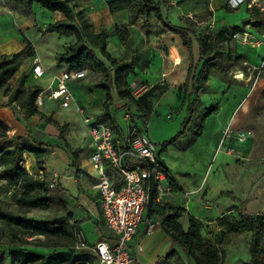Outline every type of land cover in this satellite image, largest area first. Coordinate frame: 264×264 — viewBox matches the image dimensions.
Here are the masks:
<instances>
[{"label":"rangeland","instance_id":"obj_1","mask_svg":"<svg viewBox=\"0 0 264 264\" xmlns=\"http://www.w3.org/2000/svg\"><path fill=\"white\" fill-rule=\"evenodd\" d=\"M110 1L113 0H76L73 5L76 12L85 15L88 22L86 32H107L108 51L119 62H132L133 71L125 76V84L117 85L114 69L110 65L103 72L93 71L87 66L88 75L85 79L69 83L75 102L86 106L89 117L107 122L106 88L97 87L103 84L110 89L113 97L112 116L118 113L121 125H125L122 121L123 113L128 111L136 119L146 113L151 119L163 120L165 127L159 128L158 135H155L153 125L150 126V135L154 141H161L159 138L165 130L179 127L173 136L179 132H182V136L175 146L164 150L158 145V153H161L162 159L180 184H184V173L189 170L200 177L193 182L196 178L192 179L189 187H184V192L191 197L190 210L185 209L183 200L176 199L170 203L175 208L185 210L179 224L187 230L188 219L193 216L202 223L201 233L204 238L216 241L224 233L223 245L219 247L221 264H249L253 234L230 233L226 227L221 226L219 219L226 215L228 221L239 222L242 214L264 215V26L254 28L250 25V29H247L252 14L264 17V0H261L263 11L250 10L245 3L234 8L230 5V0H169L168 9L161 6L163 16L169 22L189 32L195 50L191 55L182 40L178 39L179 46L183 45L181 48L186 62L172 78L163 77L162 70L156 67L160 64L164 66L161 62L167 59L169 47L174 43L177 45L176 39H170L166 32L161 31L160 22L154 13L147 14L143 6L144 0H131L124 11L116 14L109 13L107 4ZM149 1L155 6L160 0ZM235 9L238 11H233ZM63 18L60 12H50L37 3L27 5L18 0H0V62L24 50L20 57L22 66L8 85L0 90V121L12 129V137L9 139L11 148L29 137L48 144L39 162L34 156L27 155L24 166L29 174L43 176L53 201L47 209L21 205L19 198L23 187L8 190L6 184L0 181V207L22 217L28 226L21 228L0 220V264H11L10 250L15 247L43 254L67 250L39 246L57 242L72 244L67 233L62 231L61 237L57 239L34 236V230L39 227H65L70 233L77 218L88 214L84 209L88 171L93 168V178L97 177L90 159L89 148L92 142L77 104L72 103L69 108L64 109L55 102L46 101L39 114L28 120L23 118L20 108L29 90L47 89L44 87H48L51 80L48 74L41 80L33 78L31 72L35 58L44 61L50 69L45 68L50 75H54L66 68L58 62L59 54L77 41L87 43L85 32L77 37L74 31L48 30L50 24ZM242 29L252 31L259 45H244L235 39V32ZM217 35L223 36L217 41V51L222 54L219 55L218 69L211 71L207 86L196 95L192 83L184 86L185 80L182 79L189 65L193 66L195 77L201 68L198 65V39ZM173 58H177L175 52ZM155 60V70L149 71ZM240 72L244 76L243 80L236 79ZM23 74L29 75V78L25 84H20L19 78ZM179 77L181 81L177 79ZM154 86L167 87L171 93L163 101L162 95L157 92L156 97L150 99L149 110H141L128 97L129 94L134 98L140 97V94ZM173 94L177 99L176 104L170 99ZM10 96L16 100L11 104ZM213 105L216 106V112L203 123L205 134L197 138L198 143H193L192 138L202 117ZM188 110L193 111L192 116ZM187 116L189 120L183 125ZM47 118L56 123H47ZM136 124L146 131L142 119L137 120ZM224 129L229 130L231 136H222L220 142L218 138L220 146L215 150L217 143L214 134H223ZM237 141L243 145H239ZM189 147L191 148L188 150ZM55 176L60 178L61 185L57 179V186L52 189L50 186L55 184ZM217 185L220 188L214 190ZM170 215V212L165 215L155 214L151 218L163 236L165 222ZM80 223L81 227L84 224L88 238L91 241L96 239L99 226L97 221L86 217ZM100 229L110 233L104 221L100 223ZM158 230L149 242L143 239L145 251L139 256L140 264H154L159 255H166L170 251L171 242L166 250L169 240L161 242ZM144 236L141 233L140 238ZM74 247L77 258L86 253ZM38 248L48 251H38ZM258 251L259 264H264V233ZM180 262V258L174 256L167 264ZM181 264L190 263L184 257Z\"/></svg>","mask_w":264,"mask_h":264},{"label":"trees","instance_id":"obj_2","mask_svg":"<svg viewBox=\"0 0 264 264\" xmlns=\"http://www.w3.org/2000/svg\"><path fill=\"white\" fill-rule=\"evenodd\" d=\"M27 5L33 3L39 4L42 8L50 12H60L63 15V20L50 24L49 31H74L76 36L79 37L81 32H85V38L87 43L83 44L77 41L71 44L67 50L57 56L59 63H64L69 66L70 69H83L90 67L93 71H107L108 65L114 69V79L117 85L125 84V76L129 75L133 71L132 62H119L117 58L113 57L107 49V41L109 34L105 31L96 34L94 32L87 33L88 22L85 15L82 12H76L73 3L76 0H18ZM169 0H160L155 6H152V2L149 0L143 1V6L146 8L147 14L154 13L155 18L160 22L161 31L169 32L179 36L183 42V45L189 49L192 55L193 43L189 36V32L179 26H176L169 22L164 16L161 9L163 6L165 9L169 8ZM131 0H113L108 2V10L110 14H116L124 11ZM236 12V11H235ZM248 25L254 28H260L264 26V17L260 18L256 13L252 14L251 20ZM223 36L217 35L212 37H205L198 39L200 46V56L198 65L201 68L195 77L194 68L191 66L188 71L187 79L184 86H189L192 83L195 94L198 95L200 91L207 86L209 75L213 69H218V60L220 54L217 51V41ZM27 40V39H26ZM28 41V40H27ZM24 53V50L15 54L12 58H5L0 62V90L4 89L9 81L19 71L23 64L20 57ZM32 74V72H31ZM29 75L23 74L19 78L20 84H25ZM98 88L105 89L107 94L106 116L109 119L113 118L109 111L112 106L113 97L111 91L106 85L99 84ZM42 88H33L28 91L24 102L20 105L23 113V118L28 120L29 118L39 114V108L36 106L35 101L37 95L42 92ZM168 91L167 87L154 86L147 92H145L139 99H135L129 94L128 97L140 107L141 110H149L150 99L155 98L157 92L160 96ZM15 98L9 97V104L15 102ZM128 106H126L127 108ZM192 113V110H188ZM216 112V106H211L201 119V124L196 130L192 142L195 143L197 138L203 134V123L206 118ZM138 119H142L145 122L146 127L150 124L151 117L149 114L144 115ZM189 118L183 122L185 125ZM47 123H56L54 120L47 118ZM182 132H179L172 138L161 143L160 145L166 150L170 146L175 145L181 138ZM12 137V129L6 123L0 121V181L6 184L8 190L17 189L19 186L23 187L20 194L19 203L21 205H29L35 208L47 209L53 203L52 198L49 196V188L43 181V176L39 174H29L24 164L26 161L25 156H34L39 162L48 147V144L32 137H29L24 142H19L15 148H11L9 145V139ZM165 166V164L163 163ZM62 190V189H61ZM66 192V190H62ZM184 208H175L169 203L160 204L153 203L150 209V217L155 214L172 213L165 222V233L172 240V246L170 251L158 260L157 264H167L171 258L177 256L182 263L183 258L186 257L188 263L192 264H221L222 259L220 255L219 247L223 245V234L216 239V241L202 236L201 230L203 228L202 223L196 220L193 216L188 219L189 227L187 230L179 224V220L182 218ZM0 220L9 224L15 225L21 228H27V224L22 217L11 211H6L0 207ZM221 226L226 227L230 233H243L250 232L253 234V238L250 244L251 261L249 264H259V247L260 241L264 233V215L249 216L242 214L239 222H230L226 215L219 219ZM81 229V223H76L72 232L68 233L65 229L54 227L45 228L39 227L34 230V236L40 235L46 238L57 237L59 239L62 235V231L67 233L72 240V244H62L57 242L53 245H45L44 243L39 246L45 248H65L67 250L63 252H53L51 254L39 253L27 248L15 247L10 250L11 264H94L95 259L87 251L81 257L75 256V232ZM75 243V244H74ZM81 251V250H80ZM179 264V263H177Z\"/></svg>","mask_w":264,"mask_h":264},{"label":"built area","instance_id":"obj_3","mask_svg":"<svg viewBox=\"0 0 264 264\" xmlns=\"http://www.w3.org/2000/svg\"><path fill=\"white\" fill-rule=\"evenodd\" d=\"M229 3L234 8L245 3L250 10L263 11L261 0H230ZM234 38L244 45H259L249 30H237ZM173 60L177 65V60ZM45 72L40 59L35 58L34 78H42ZM87 75V68H69L54 75L49 88L37 95L36 106L40 110L49 101L58 103L61 108H69L76 103L69 83L83 80ZM140 97L135 96V99ZM76 104L92 142L90 159L97 178L91 190L97 196L100 216L111 232L110 238L90 246L85 231L80 229L75 232L76 248L91 254L94 264H139L137 255L143 252V247L135 244V237L140 225L146 223L147 233L154 232L156 223L150 217L151 206L153 203L166 204L178 184L160 161L158 144L136 124V117L129 111L123 113L125 125L117 120L112 124L87 116L85 109ZM229 133L226 130L224 137H229ZM55 177V184L50 186L52 189L57 186L58 178ZM181 197L185 206L190 203L189 193L183 192Z\"/></svg>","mask_w":264,"mask_h":264},{"label":"crops","instance_id":"obj_4","mask_svg":"<svg viewBox=\"0 0 264 264\" xmlns=\"http://www.w3.org/2000/svg\"><path fill=\"white\" fill-rule=\"evenodd\" d=\"M219 1V0H218ZM217 1V2H218ZM233 11H238V9H235V10H233ZM249 27V28H248ZM247 29H250V25H248L247 26ZM251 34H252V31H249ZM167 33V35L168 36H170L171 38L170 39H176V44L177 45H175V43H174V45H172V46H170L169 47V55L168 56H166V60L165 61H163V62H161V63H163V65L164 66H162L161 64L158 66V68L156 67L157 66V61L155 60L154 61V63H152V65H151V69L149 70V71H152V70H155V67H156V69H158V70H162L161 72V74L162 75H166V77H171L174 73H176V71L179 69V68H181L182 67V65L184 64L185 65V62H186V57H185V54L183 53V50H182V46H179L180 45V42L178 41V39H181L179 36H177V35H175V34H172V33H169V32H166ZM190 36V35H189ZM198 42V41H197ZM175 49V51H173ZM193 50H194V48L192 49V52H193ZM195 51V50H194ZM176 53V60H177V62H178V64L177 65H174V58H173V53ZM198 52H199V56H200V46H199V43H198ZM194 55H195V52H194ZM40 59V58H39ZM41 61V60H40ZM198 61H199V59H198ZM43 62V67L45 68V67H47V68H49V66H47L45 63H44V61H41V63ZM62 65H65V69H61L62 71H66V70H68L69 69V66L68 65H66V64H64V63H62ZM183 65V66H184ZM162 67V68H161ZM191 66L189 65L188 67H187V71H185L186 72V74H185V77H184V79H182V80H185L186 81V79H187V76H188V71H189V68H190ZM50 69V68H49ZM164 70H166V71H164ZM45 75H49L50 77H51V80H50V82L48 83V87H44V88H49V86L51 85V83H52V78H53V76L54 75H58L60 72H62V71H60L59 73H57V74H54V75H50V73L48 72V70L45 68ZM45 75L42 77V78H40V79H36V78H34V76H33V78L34 79H36V80H41V79H43L44 77H45ZM173 77V76H172ZM171 77V78H172ZM181 77V76H180ZM177 78V79H180V81H181V78ZM185 83V82H184ZM44 86V85H43ZM169 90V89H168ZM170 93H171V91H168V92H166L165 94H163L162 95V99H163V101L166 99V97H168V95H170ZM170 99L172 100V102L174 103V104H176L177 103V99H176V96L173 94V96H171L170 97ZM49 102V101H48ZM84 109H85V111H86V106H84L83 104H81V103H79ZM57 105H59L58 103H57ZM59 107H60V105H59ZM42 109V108H41ZM41 109H40V111H41ZM109 111H110V113H111V116H112V114H113V112H114V110H113V107H110V109H109ZM86 114H87V111H86ZM88 116V115H87ZM91 117V116H90ZM113 118H111V119H109L107 122L106 121H104V120H102L103 122H106V123H112V124H114L115 122H116V120L119 122V120H118V113H116V115L115 116H112ZM188 117V116H187ZM186 117V118H187ZM96 119V118H95ZM96 120H98V119H96ZM137 120H139V119H137ZM99 121H101V120H99ZM151 125H153V131H154V133H155V135H158L157 133H158V131H159V128H161V127H165L164 125V123H163V120H160V119H158L157 118V120H156V118H152L151 119V121H150V124L146 127V133H147V135H149V137L152 139V137H151V135H150V126ZM179 126V125H178ZM224 127L223 128H225V125H223ZM227 126V125H226ZM171 127V126H170ZM177 129H179V127H176L175 129H172V128H170V129H168V130H165L164 132H163V134H162V136L159 138V139H161V141H154L153 139V141L155 142V143H157L158 145H160L161 143L160 142H165V141H167L168 139H170V138H172L173 137V134L177 131ZM227 129H224L223 130V134H220V132L219 133H216V134H214V137L216 138L215 139V142L217 143L218 142V138H220L219 139V142H220V140H221V138H222V136H224V133H225V131H226ZM205 134V131L203 132V134H202V136ZM231 136V135H230ZM228 138V137H227ZM198 141H199V139H198ZM198 141L196 142V143H198ZM237 143L239 144V145H243V144H241L239 141H237ZM243 143V142H242ZM173 146H175V145H173ZM220 146V144L218 145V143H217V145H215V150H216V148H218ZM171 148H172V146H170ZM191 147H189L188 148V150L190 149ZM240 149V148H239ZM89 150H90V155H91V151H92V147H90L89 148ZM159 159H160V161L162 162V163H164L165 164V166L170 170V172L173 174V172H172V170L170 169V167L167 165V163L162 159V156H161V153H159ZM192 173H194L193 172V170H189L187 173H184V176L186 177L185 179H184V184L182 185V184H180L177 180H176V178L174 177V179H175V181L177 182V186H175L174 187V191H175V193H174V195L173 196H170V197H168L167 199H166V203H171L173 200H176V199H180V200H182V197H181V194L184 192V187H189L190 186V183H191V180L192 179H194V178H196V179H194V180H192V182L193 181H195V180H198L200 177L197 175V174H192ZM93 174H94V171H93V168L92 169H90L89 171H88V177H87V186H88V188L86 189V192H85V196H84V199H85V204H84V209L85 210H87V212H88V214L86 215V216H82L81 218H77V221H76V223L78 222V223H80V222H82V221H85V219H86V217H87V219L88 220H91V221H94L95 222V220L97 221V224H99V226H98V228H97V232H96V239H94L93 241H91V239H89L88 238V236H87V242H88V244L90 245V246H93V245H95L97 242H99V241H101V240H106V239H108V238H110V236H111V232L110 233H105V232H102L101 231V229H100V223L103 221L102 220V218H101V216H100V213H101V211H100V208H99V204H98V199H97V196H96V194L91 190V186L94 184V182L96 181V179H94L93 178ZM96 174V173H95ZM173 176H174V174H173ZM60 180V178L58 179V181ZM59 183H60V185H61V182L59 181ZM58 183V184H59ZM219 185H217V186H215V189L214 190H216V189H218V188H220V186L218 187ZM67 189V188H66ZM68 191H70L69 190V188L67 189ZM74 192V191H73ZM191 202V201H190ZM86 207V208H85ZM185 208H186V210H190L191 209V204H188V205H186V206H184ZM83 227H85L84 226V224L82 225ZM83 227H81V229H83L84 230V228ZM158 230V228H157V226H156V228H155V230H154V232L152 233V234H148L147 233V225H146V223H143V224H141L140 225V228H139V231H138V233H137V235H136V237H135V244L136 245H141L142 247H143V245H142V242H143V239H144V241L145 242H149L152 238V235L155 233V231H157ZM186 230V229H185ZM158 232L160 233V235L158 236L159 237V240L161 241V242H167V240H169L168 241V244H167V246H166V250H168V247L170 246V242H171V246H172V240L166 235V233H164V236L161 234V232L158 230ZM141 233H144V237H142V238H140V236H141ZM87 235V234H86ZM164 239V240H163ZM171 246H170V248H171ZM38 251H42V252H47L48 250L47 249H41V248H38L37 249ZM165 250V251H166ZM144 251H145V248L143 247V252H141V253H138V255H137V257H138V263L140 264V262H139V256L142 254V253H144ZM167 252V251H166ZM165 254V253H164ZM165 255H159V257H157V260H160L162 257H164ZM156 260V261H157ZM158 262V261H157ZM157 262H155L154 264H157Z\"/></svg>","mask_w":264,"mask_h":264},{"label":"bare ground","instance_id":"obj_5","mask_svg":"<svg viewBox=\"0 0 264 264\" xmlns=\"http://www.w3.org/2000/svg\"><path fill=\"white\" fill-rule=\"evenodd\" d=\"M236 79L243 80V79H244L243 74L240 72V73L236 76Z\"/></svg>","mask_w":264,"mask_h":264}]
</instances>
